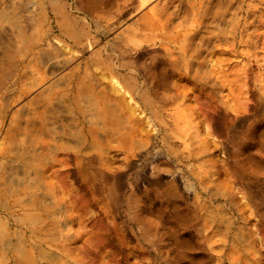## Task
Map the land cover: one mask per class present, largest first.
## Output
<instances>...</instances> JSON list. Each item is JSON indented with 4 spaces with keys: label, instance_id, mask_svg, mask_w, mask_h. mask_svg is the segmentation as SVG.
I'll return each mask as SVG.
<instances>
[{
    "label": "rangeland",
    "instance_id": "374dc122",
    "mask_svg": "<svg viewBox=\"0 0 264 264\" xmlns=\"http://www.w3.org/2000/svg\"><path fill=\"white\" fill-rule=\"evenodd\" d=\"M262 132L264 0H0V264H264Z\"/></svg>",
    "mask_w": 264,
    "mask_h": 264
},
{
    "label": "bare ground",
    "instance_id": "6f19581e",
    "mask_svg": "<svg viewBox=\"0 0 264 264\" xmlns=\"http://www.w3.org/2000/svg\"><path fill=\"white\" fill-rule=\"evenodd\" d=\"M130 0H78L79 4H84L85 6H87L91 12L95 13V15H98L99 17H101L102 19L106 20L109 17V14L119 5L122 3H127ZM71 22V21H70ZM82 34H80L79 32L75 33V37L80 39L82 38ZM114 53V52H113ZM159 77L161 79V81L164 83V86H167V81H166V75L163 69H161L160 73H159ZM168 90L166 89V92ZM216 127H220L222 126V122L221 120L217 121V124H215ZM258 148L260 152L264 153V132L261 133V135H259L258 138ZM244 162L241 165L242 171L245 173V176H242V182L245 183L248 192H249V196L253 199L256 200L257 199V192L256 190L253 188V184L251 181L246 180L247 179V172H251L250 168L255 167V165H259L257 159L255 157H252L250 155H248L247 158L244 159ZM259 168V166H258ZM260 169V168H259Z\"/></svg>",
    "mask_w": 264,
    "mask_h": 264
}]
</instances>
